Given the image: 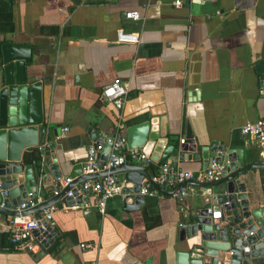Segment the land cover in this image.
Masks as SVG:
<instances>
[{
  "label": "crops",
  "instance_id": "obj_1",
  "mask_svg": "<svg viewBox=\"0 0 264 264\" xmlns=\"http://www.w3.org/2000/svg\"><path fill=\"white\" fill-rule=\"evenodd\" d=\"M120 30L137 34L138 42H117ZM6 43L31 50L26 76L40 83L38 127L46 128V143H56L61 179L71 178V162L84 165L95 137H126L128 127L151 119L161 137H178L176 149L190 132L198 147L218 143L241 153L244 164L264 166V151L241 134L246 123L264 119V0H1L0 46ZM114 79L128 90L121 111L100 99ZM168 161L182 171L205 170L201 159L127 163L151 177ZM245 178L251 209L264 207V170L252 168ZM196 183L180 198L153 189L132 210L121 193L108 199L104 216L61 204L51 221L58 240L41 257L11 246L0 229V264H176V254L186 251L182 218L223 191ZM36 186L35 197L57 189L51 175ZM80 198L95 200L91 193Z\"/></svg>",
  "mask_w": 264,
  "mask_h": 264
},
{
  "label": "water",
  "instance_id": "obj_2",
  "mask_svg": "<svg viewBox=\"0 0 264 264\" xmlns=\"http://www.w3.org/2000/svg\"><path fill=\"white\" fill-rule=\"evenodd\" d=\"M31 64V50L26 46L6 43L0 46V184L8 191L5 208L0 215L9 217L38 215L53 206L66 207L83 205L78 188L86 181L120 176L124 181L122 194L124 208L136 209L142 202L140 194L144 179L150 181L145 168L125 163L93 175L83 174V165L75 164L70 171L72 181L58 195L39 203L34 208L18 213L11 208L20 205L29 194L36 196V183H45L49 175L53 179L62 177L54 141L46 143L40 83L28 81L26 67ZM55 135V130H53ZM94 146L105 143L100 164L107 160L110 143L105 137H95ZM129 149H140L151 161L161 164L166 160L204 161L206 169L210 159L226 163V170L220 180L201 184L204 188H222V193L201 199L199 207L190 209L179 226V240L185 242L186 251L176 254V264H264V207L251 209L245 194L246 174L252 168L263 169L262 165L244 164L241 153H234L218 143L198 147L189 132L184 142L176 149L178 137H161L156 119H151L126 129ZM38 146H40L38 150ZM39 151L38 162L25 165V157ZM65 163V161H64ZM115 177V178H116ZM117 179V178H116ZM117 182L120 181L117 179ZM194 183L178 184L170 191L151 184L152 188L166 196L175 193L180 198V189ZM81 193H84L80 190ZM71 195H68V194ZM11 200V203H10ZM2 201L0 197V202ZM12 204V205H11ZM45 232L33 230V237L40 242L34 250L41 257L56 239L51 223H44Z\"/></svg>",
  "mask_w": 264,
  "mask_h": 264
},
{
  "label": "built area",
  "instance_id": "obj_3",
  "mask_svg": "<svg viewBox=\"0 0 264 264\" xmlns=\"http://www.w3.org/2000/svg\"><path fill=\"white\" fill-rule=\"evenodd\" d=\"M1 1V0H0ZM11 1V0H5ZM176 7L181 6L180 1L174 3ZM126 19L138 20L139 15L137 13H126ZM117 42L136 44L138 42V35L135 33H124L118 31ZM261 95H264V81L261 83L259 90ZM100 99L103 102H107L113 105L117 111H121L128 100V90L126 85L122 83L120 79H114L110 84L106 85L100 94ZM121 118V117H119ZM241 134L244 137H248L253 140L261 151H264V119L258 120L254 123H246L241 128ZM110 143V151L107 160L100 164L99 154H102L103 146L105 143L94 146L90 145L87 149L86 161L83 165L84 175H93L100 171L109 172L111 169L121 166L127 163L128 160L132 161H146L149 159L138 149H129L127 146V139L123 136H115L106 140ZM184 140H181L182 144ZM226 170V163L218 162L215 159H211L205 170L198 173L191 171L178 170L171 161L163 163L156 174L150 177V181L146 180L141 186V195H154L156 191L153 190L151 184L158 186L165 185H178L183 184L187 181H195L199 183H212L220 180L222 174ZM71 178L55 180L57 189L53 193V196L58 195L70 182ZM82 190L84 193H81ZM79 195L85 193H91L94 196L93 203L83 204L80 208L84 209H95L101 216L105 215L106 203L108 199L121 195L122 186L117 182L114 176H107L100 180H89L84 182L78 188ZM186 187L180 189V197L186 196ZM68 195H71L70 193ZM8 191L3 190L0 184V208H5L4 201L8 199ZM52 196V197H53ZM174 197H179L177 193ZM40 196L35 197L32 194L27 196L20 205L16 206L14 211L21 213L23 211L34 208L39 203L44 202ZM58 210L57 206H53L50 209L40 213L38 218L35 219L33 216H18V217H7L5 220H0V229L3 233L8 235V241L11 246L25 250L27 252L34 253V250L40 247V242L33 237V230L41 229L45 232L44 223H51L52 215ZM64 210H67L66 208ZM82 249H89L92 246L90 244H81Z\"/></svg>",
  "mask_w": 264,
  "mask_h": 264
},
{
  "label": "trees",
  "instance_id": "obj_4",
  "mask_svg": "<svg viewBox=\"0 0 264 264\" xmlns=\"http://www.w3.org/2000/svg\"><path fill=\"white\" fill-rule=\"evenodd\" d=\"M31 157L33 158V160L37 161V159H38V152L37 151H33ZM52 195H53L52 192L51 193H48V192H45L44 191L41 197L43 199H47V198L51 197Z\"/></svg>",
  "mask_w": 264,
  "mask_h": 264
}]
</instances>
